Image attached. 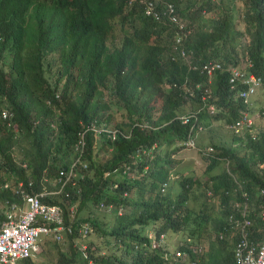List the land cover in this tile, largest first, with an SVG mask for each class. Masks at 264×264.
<instances>
[{
  "label": "trees",
  "instance_id": "16d2710c",
  "mask_svg": "<svg viewBox=\"0 0 264 264\" xmlns=\"http://www.w3.org/2000/svg\"><path fill=\"white\" fill-rule=\"evenodd\" d=\"M145 1L0 0V220L13 203L22 204L27 191L47 185L45 175L58 172L56 178L68 185L75 179L77 184L67 190L78 202L76 214L90 201L98 214H105L100 206L110 213L130 203L138 210L91 220L115 244L100 259L105 264H153L150 252L133 248L140 239L138 223L157 219L159 229L195 234L209 219L184 202L196 194V186L211 188L223 205L231 194L241 198L246 190L253 204L255 186L264 182V130L242 139L231 126L253 114L264 118V93L245 99L229 87L227 72H217L209 81L195 65L209 58L236 62V50L225 36L241 37L236 26L244 22L249 39L243 48L256 61V71L264 70V0H154L160 13L156 19L144 13ZM166 2L173 3L171 15L182 28L162 13ZM184 31L188 35L179 45L186 55L171 46L174 33ZM105 40L110 45L104 47ZM97 51L110 53L94 65L90 60ZM100 85L108 88L107 96ZM179 115L189 116L188 121ZM216 123L231 132V140L218 141L213 134L197 143V134ZM180 149L208 155L207 168L228 158L229 168L201 178L192 161L179 163ZM72 153L77 162L70 166ZM165 181L166 191L155 196L165 203L142 209ZM51 198L42 201L53 202ZM253 230L256 237L262 231L258 223ZM90 233L67 235L84 240ZM98 245H89L93 258L102 255ZM71 247L76 258L69 261L66 253L61 264H84L88 256ZM211 250V260L204 264H233L231 252L214 257ZM37 254L15 264H42Z\"/></svg>",
  "mask_w": 264,
  "mask_h": 264
},
{
  "label": "clouds",
  "instance_id": "9594fccd",
  "mask_svg": "<svg viewBox=\"0 0 264 264\" xmlns=\"http://www.w3.org/2000/svg\"><path fill=\"white\" fill-rule=\"evenodd\" d=\"M148 1L154 2V0L145 1V14H147L145 11V5L148 3ZM167 3H171L173 5L172 2H166V9L163 10L162 13H164L165 16H167L170 20L172 19L176 21L179 28H182V22H180L175 16L168 15ZM155 10L157 9L155 8ZM150 16L154 17L153 15ZM159 17L160 13L158 17L154 18L156 19ZM186 35H188V31L174 33V40H172L171 45L173 52H177V50H179L180 54L186 55L185 47L179 45L186 38ZM107 45L110 44L105 40L104 47ZM108 53L110 52H94L91 56L90 63L96 65V61L103 60ZM247 56L249 69L245 72L236 73L235 70L232 69L239 62L237 57H234V59H237L236 62H230L229 64H226L220 59L214 58H209L200 65L194 64L201 67V72L207 76L209 81L211 77L216 75L217 72H227L226 78H228L229 87L231 89L234 88L240 93L241 96H243L245 99H248L249 96H256L259 89H261L264 93V70H262L263 67H261L260 70L262 71H256V61H254L249 56V54H247ZM185 59L189 64H191L192 60H189L188 58ZM204 64H218V66H215L213 71L208 73L204 67ZM195 65H192V68H196ZM253 74H256L257 77H253ZM99 89L102 90L105 96L108 95L109 90L106 86L100 85ZM209 90V87L205 89V91ZM202 97L204 98V94ZM204 100L206 99L204 98ZM178 117L182 122H187L189 118V116L184 115H179ZM253 121V117H242L240 119H235L231 126L234 128L237 134H243L242 139L247 137V133L253 136H258L259 133L264 130V126L257 128L255 125H253ZM242 129L244 130L242 131ZM120 131L122 135L127 136L123 130ZM108 132L110 133V128L108 129ZM110 135L112 138L115 137H113L111 133ZM181 143L183 144L187 142ZM240 153L245 155L243 151H240ZM74 156V153H72L69 163L70 166H73L74 163L77 162V160L73 159ZM223 160L226 161V164L223 167L228 169L230 164L229 159L223 158ZM256 166L263 168V164L261 162H257ZM136 174L138 177L142 174V172H136ZM57 175L58 172L55 176L45 175L44 180L47 181V185L35 193L27 191L24 195V201L22 204L18 205L13 203L11 208H9L5 213L6 218L0 220L1 224L4 219H7L8 212L14 213L17 217L20 216V214L23 212L31 209L29 197L37 199L39 206L38 209L35 210L36 214L34 215V224L37 227H42L38 229L36 239L37 248L33 250L30 255L16 258L13 263H7L15 264L17 260H22L23 258L26 259L37 254L45 240L61 242L64 240L65 236H67L66 238H72L67 235L69 233L76 232L77 234L84 235L85 233H90L93 230V224L91 220L95 221L94 213H96L97 210L95 208L98 207H96V205H94L91 201L86 202L83 204V206H86L84 207L83 211L87 210L88 215L81 216L76 214L75 210L77 209L78 202L76 203L70 199L67 189L74 187L77 184V180L70 179L71 183L68 185L65 180L56 178ZM175 176L176 175L174 174H170L171 179H173ZM113 185L117 184L114 183ZM166 185L167 182L165 181L164 185H161L158 191L149 195L148 198L146 197L147 200L145 199L146 202L142 205V209L147 206L150 210H153L155 204L161 205L165 203L155 196L162 195L159 193L166 191ZM257 189L258 195L260 197L257 195L254 198L255 203L253 204H250V196L247 191L243 190L240 194L241 198L231 194L233 196L229 197V199L223 205L219 195L215 194L211 188H208L204 184L203 193L205 197L207 200H215L216 204L220 208L213 209L211 211H203L204 213L208 214L209 219L196 228L195 234L191 236L185 232H170L168 230L159 229L161 223L158 222L157 219H150L148 222L137 224V231L139 233L140 239L136 240L133 248L136 250H141L143 253L150 252L151 254L148 257L153 259V264H204V262H209L211 260V249H215L214 257H221L220 253L231 252L230 255L233 264H264V260L258 259L260 250L264 248V182L257 184L255 186V190ZM75 192L78 193L80 190H75ZM48 195L53 197L51 198L54 200L53 202L42 201V197H46ZM171 198L174 199L175 196ZM184 202L190 207L194 206V195L190 193ZM131 204L132 203L127 204L126 206H116V208L110 213H118L122 215L138 211L137 208ZM103 207L100 206L99 209L106 212L107 207ZM111 216L112 214L110 217ZM86 217H88V219H86ZM255 223H258L262 230L259 232L258 237L253 234V226ZM149 230H151L150 234L148 233ZM90 244L91 243H88L87 246H83V248H86V252L75 245L80 250L81 254L88 256L87 261L84 262V264H105L104 261L100 259L106 256V253L102 252V255L100 256H98V253H96L95 258L91 257L88 252L90 251ZM68 258H71L70 261H72V258L76 257L70 255ZM77 264L80 263L77 262Z\"/></svg>",
  "mask_w": 264,
  "mask_h": 264
},
{
  "label": "rangeland",
  "instance_id": "374dc122",
  "mask_svg": "<svg viewBox=\"0 0 264 264\" xmlns=\"http://www.w3.org/2000/svg\"><path fill=\"white\" fill-rule=\"evenodd\" d=\"M236 3H239L240 0H235ZM241 29L243 31V35L241 37H231V36H225V39L228 41V45L232 46L236 50V57H238V64L234 66L232 69L235 70V72H245L249 69V62H248V56L245 52V49L243 48L246 44V41L249 39L248 34V28L244 25V22H240L236 29ZM223 61V60H222ZM224 62V61H223ZM226 64H229L230 62H225ZM253 77H257L256 74H253ZM263 91L261 89L258 90L256 96L262 95ZM263 101V98H262ZM257 107V105L255 104ZM114 109H116L117 112H119V109L117 107L112 106ZM121 113V112H120ZM120 113L116 114L115 116H120ZM125 114V112H122ZM253 114V113H252ZM255 117H253L255 126L257 128L264 126V118H259L258 115L253 114ZM121 120V118H118ZM126 121V117L123 119ZM216 135L217 140H223L225 142H228L231 140L232 134L229 131L224 130L220 123H216L215 125H211L210 131L202 130L197 134V143L202 140H206L208 136ZM215 138V139H216ZM198 149H180L176 155L177 158H179V163L188 162L189 160L192 161L193 164V172L196 176L199 177H207L214 175L218 173L221 168L226 164V161H224L222 158L218 160V162L210 168H207V163L209 161L208 155H203L197 151ZM180 168V167H179ZM186 172H183L185 174ZM196 194L194 195L195 200V207L196 209H201L202 211H211L213 209H219L220 207L216 204L215 200H207L205 198V195L203 193V185L196 186V191L194 192ZM171 197H174L175 194L172 192H169ZM71 208V207H70ZM105 214H98L97 212L94 213L95 217L98 220H101L103 217L108 214L109 216L112 213H106L105 211H101ZM81 216H87V210L82 211ZM94 227L92 230V233H90L87 236H84V240L78 239L73 241L71 238H66L63 241L57 243L56 245L51 243L52 241H47L45 244H43V247L40 251H42L41 254H37V259H42V264H61L62 261V255L68 254V256L72 253V246H77L86 252V248H83V246H87L88 243H93L96 246L98 243L101 244V250L103 252L110 253L112 251V248L115 246L113 238H106L104 234L98 233ZM151 233V230L148 232ZM86 240V241H85ZM106 242V244H105ZM120 243V241H119ZM39 251V252H40ZM38 252V253H39ZM64 253V254H63ZM47 260L48 262H45ZM70 261L71 258H68ZM97 264V263H95Z\"/></svg>",
  "mask_w": 264,
  "mask_h": 264
},
{
  "label": "built area",
  "instance_id": "2783aa9c",
  "mask_svg": "<svg viewBox=\"0 0 264 264\" xmlns=\"http://www.w3.org/2000/svg\"><path fill=\"white\" fill-rule=\"evenodd\" d=\"M153 1H148L145 5L147 14L158 17ZM167 13L170 16L174 8L171 3H167ZM218 64H204L208 73H211ZM31 209L23 212L20 216L8 212L7 219L0 224V261L13 263L16 258L26 257L37 248L36 239L38 229L34 224V215L38 209L36 198L29 197ZM258 259L264 260V248L260 250Z\"/></svg>",
  "mask_w": 264,
  "mask_h": 264
}]
</instances>
